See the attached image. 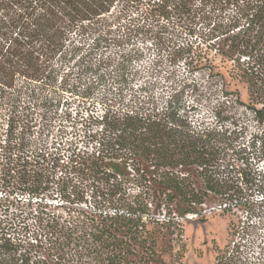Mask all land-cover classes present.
Here are the masks:
<instances>
[{"label":"trees","instance_id":"trees-1","mask_svg":"<svg viewBox=\"0 0 264 264\" xmlns=\"http://www.w3.org/2000/svg\"><path fill=\"white\" fill-rule=\"evenodd\" d=\"M197 1L202 2L0 0V109L9 114L3 141L8 145V156L3 157L8 178L15 184L50 172L37 167L39 162L25 147L26 130L39 124L35 114L40 122L58 115L67 95L92 102L93 92L109 81L112 88H103L97 98L101 111L93 118L86 169L109 183L114 195L120 194L105 200L96 213L65 219L36 215L32 236L17 231L9 207L0 206V264H168L148 225L166 227L172 234L170 228L188 214H198L211 195L245 208L253 206L249 198L256 192L264 203V172L253 177L244 171L249 163L245 153L255 145L264 161V61L238 69L247 102L230 88L214 59L204 56L196 62L194 68L204 75L208 88L194 101L212 102L214 121L208 122L197 104L185 100V89L190 88L185 82L156 91L149 85L134 89L128 70L131 56H93L103 45L120 47L132 32L162 36V30L167 32V25L182 20ZM230 1H241L254 43L264 44V0ZM133 11L138 24L119 36L120 22L132 18ZM146 20L165 24L155 30ZM232 30L220 33L214 43L221 62L233 60V47L223 50ZM179 50L168 54L169 64L178 61ZM193 84L190 91L196 94ZM249 119L258 133L237 145L247 130L243 122ZM10 133L20 137L10 142ZM123 183L132 184L133 197ZM162 213L163 219L156 217Z\"/></svg>","mask_w":264,"mask_h":264},{"label":"rangeland","instance_id":"rangeland-1","mask_svg":"<svg viewBox=\"0 0 264 264\" xmlns=\"http://www.w3.org/2000/svg\"><path fill=\"white\" fill-rule=\"evenodd\" d=\"M133 12L135 14L130 13L132 18L120 22L121 29L116 30L119 36L126 31L125 28L133 29L138 24V16ZM243 13L241 1H197L191 11L182 16V20L167 25L168 31L162 30V36L132 32L131 39L120 47H114L113 43L108 47L103 45L93 56L106 55L114 59L123 54L131 56L128 70L129 75H132L130 86L134 89L149 85L156 91L170 86L169 83L179 85L185 82L190 85L184 94L187 103L197 104L199 113L208 122H213L212 102L203 99L198 103L194 101L201 91L205 92L208 88L204 75L194 68L196 62L204 56L214 59L230 81V88L238 90L241 100L247 102L246 85L239 81L238 69L246 67L248 62L256 63L258 67L264 61V44L254 43V31L247 26ZM149 23L156 26L155 30L165 24L162 20ZM228 29L233 30L229 40L224 41L223 50L233 47V60L224 59L221 62L220 56L215 55L214 43L222 36L220 33ZM177 49H182L176 53L178 61L169 64L168 54ZM231 75L236 79H231ZM193 83L196 84V94L190 91ZM103 88L111 89V82L108 81L93 92L92 102L67 95L68 102L58 106V115L46 117L40 122L41 117L35 114L39 124L26 130L23 137L25 147L29 155L39 162L36 166L40 169L47 167L50 172H43L34 180L16 181L15 184L8 178L3 158L8 156V145L3 141L7 140L5 129L9 114L0 109V206L9 207L11 223L21 234L32 236L31 233L37 231L36 215L45 219L49 216L65 219L77 213H96L104 208L102 205L105 200L120 195L119 192L114 195L109 183L86 169L89 163L87 157L92 151L90 135L95 129L93 118L101 111L97 98L103 93ZM44 123L48 124V128L42 127ZM243 124L247 125V130L237 140V145L246 144L251 135L258 133L257 126L250 119ZM19 137L17 133H10L8 140L15 142ZM245 156L249 158L248 166L244 168L247 175L254 177L259 171L264 172V161L259 159V145L248 149ZM123 186L129 196L135 195L132 184L123 183ZM259 197L256 192L253 193L249 198L253 206L246 204L245 208H239L234 201L211 195L206 204L197 209L196 217L178 220V226L175 225L173 230L170 228L172 234L167 233L166 227L159 225L150 224L148 229L156 241V249L163 253L162 258L168 264H264V203ZM221 203L228 205L227 211L212 209ZM162 215L156 217L163 219ZM173 222L176 224L175 219ZM40 251L43 253L44 248Z\"/></svg>","mask_w":264,"mask_h":264},{"label":"built area","instance_id":"built-area-1","mask_svg":"<svg viewBox=\"0 0 264 264\" xmlns=\"http://www.w3.org/2000/svg\"><path fill=\"white\" fill-rule=\"evenodd\" d=\"M212 209H214V210H216L218 212H224V210H226V209L228 210V205L226 203H221V204L216 205V207H213ZM196 216H197V214H188L186 216V219L191 220V219H193Z\"/></svg>","mask_w":264,"mask_h":264}]
</instances>
